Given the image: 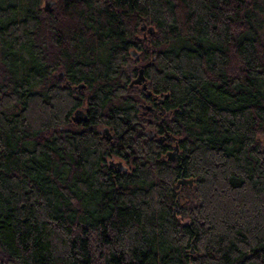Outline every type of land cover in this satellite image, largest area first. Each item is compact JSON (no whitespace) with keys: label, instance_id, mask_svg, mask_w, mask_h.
<instances>
[{"label":"trees","instance_id":"obj_1","mask_svg":"<svg viewBox=\"0 0 264 264\" xmlns=\"http://www.w3.org/2000/svg\"><path fill=\"white\" fill-rule=\"evenodd\" d=\"M40 2L0 0V264H264V0Z\"/></svg>","mask_w":264,"mask_h":264},{"label":"water","instance_id":"obj_2","mask_svg":"<svg viewBox=\"0 0 264 264\" xmlns=\"http://www.w3.org/2000/svg\"><path fill=\"white\" fill-rule=\"evenodd\" d=\"M50 6V3L48 2L47 4H46V7H45V10L48 8ZM141 29L144 31V30H147L148 32H153V28H151V27H146V25L143 23L142 25H141ZM132 54H134V52H132ZM63 76V72H60L59 74H58V77H62ZM146 79H145V77H144V75H143V70H142V68L139 70V74L137 75V77H135L132 81H131V84H135V85H141L142 84V86H143V88H146ZM79 88L80 87H82V85H80V86H78ZM83 118V112H82V110H77L76 112H75V114L73 115V117H72V119H73V121L74 122H80V120ZM103 131L105 132V133H107L108 134V136H109V133H108V130H107V128H104L103 129ZM176 156V151H173V152H171V153H169V157H171V158H174ZM117 165H120L119 163H117ZM115 166V165H114ZM121 169V166H118L117 167V170H120ZM179 183L180 184H189V185H191L192 184V180L191 179H189V180H185V179H182V180H180L179 181Z\"/></svg>","mask_w":264,"mask_h":264},{"label":"flooded vegetation","instance_id":"obj_3","mask_svg":"<svg viewBox=\"0 0 264 264\" xmlns=\"http://www.w3.org/2000/svg\"><path fill=\"white\" fill-rule=\"evenodd\" d=\"M49 3H50V6L46 10L43 8L44 11H48L51 8V6L55 3V0H53V1L52 0H49ZM134 68H136L137 73H136V75L133 76L132 79H134L135 77H137V75L139 74V70L141 69V66H135ZM138 106L141 109H143V111L141 112L143 116H147V115L151 114L152 111H153V109L150 108V106H152V105L149 104V103L139 104ZM148 133H149V136H152L153 135V131L152 130L148 131Z\"/></svg>","mask_w":264,"mask_h":264},{"label":"rangeland","instance_id":"obj_4","mask_svg":"<svg viewBox=\"0 0 264 264\" xmlns=\"http://www.w3.org/2000/svg\"><path fill=\"white\" fill-rule=\"evenodd\" d=\"M53 1V0H52ZM49 2V0H41V2H40V7L41 8H44L45 9V7H46V4ZM55 2H56V0H55ZM48 9V8H47ZM140 26V25H139ZM148 28V27H147ZM140 36H142V33H140ZM133 57V56H132ZM130 76H131V78H133V75H131L130 74ZM148 129V131H150V130H153V129H151V128H149V127H147ZM261 141H262V143H264V135L263 136H261ZM116 158H113V160H115ZM179 209H180V207H179Z\"/></svg>","mask_w":264,"mask_h":264}]
</instances>
